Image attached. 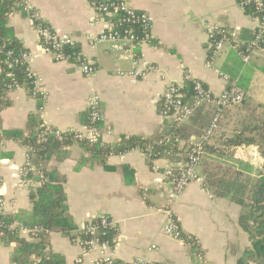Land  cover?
Here are the masks:
<instances>
[{
    "label": "crops",
    "instance_id": "1",
    "mask_svg": "<svg viewBox=\"0 0 264 264\" xmlns=\"http://www.w3.org/2000/svg\"><path fill=\"white\" fill-rule=\"evenodd\" d=\"M124 1L152 17V37L134 49L123 47L117 52L109 43L92 46L88 42L87 38H97L109 30L114 18L106 16L92 26L96 16L88 0H21L9 15L8 28L31 54V71L42 79L40 86L45 92V97L35 98L27 89L12 90L7 94V105L0 109L1 194L5 199L4 216L14 220L15 229L24 226L33 214L31 193L36 183L25 175L30 152L25 140L37 130L31 116L36 118L34 122L63 132L84 134L89 100L99 96L103 144L114 146L130 137L152 140L165 134L168 121L159 112L169 84L184 87L189 75L218 96L227 87L225 77L237 84L242 79L250 87L251 109L230 107L223 112L217 131L207 142L217 149L241 129L252 111L264 110L258 107H264V48L255 49L247 64L234 48L243 45V34L255 33L258 27L241 0ZM33 14L57 36L77 41L94 73L86 76L73 63H57L43 54ZM214 27L227 30L233 42L226 43L220 54L211 58L209 32ZM137 70L143 75L132 76ZM210 118L211 111L201 109L184 124L193 134L190 141L203 135ZM14 132L22 137L6 136ZM184 145L181 142L180 149ZM63 150V154L40 161L39 167L63 179L66 215L73 229L42 239L46 258L55 254L65 264H97L98 254H83L81 231L102 216L116 223L110 253L126 264L140 257L154 264H237L250 247L241 225L243 208L230 196H222L218 183H208L201 165L198 179L179 197L174 196L167 171L183 165L180 153L152 161L146 153L133 150L101 161L78 144ZM204 157L214 160L207 152ZM236 157H243L256 169L263 164L256 146L237 148ZM171 216L183 235L195 240L194 244L165 235ZM19 236L29 243L39 241ZM152 246L156 248L149 251ZM16 248L14 241L0 242V264H17L13 262ZM38 259L33 256L22 264H37Z\"/></svg>",
    "mask_w": 264,
    "mask_h": 264
},
{
    "label": "trees",
    "instance_id": "2",
    "mask_svg": "<svg viewBox=\"0 0 264 264\" xmlns=\"http://www.w3.org/2000/svg\"><path fill=\"white\" fill-rule=\"evenodd\" d=\"M21 0H0V109L7 105V94L17 88L27 89L32 95L33 85L27 77L26 66L16 63V59L20 54L26 52L16 39L13 31L8 28V18L12 13L15 5ZM248 13L252 10L247 8ZM38 24V22H37ZM42 26H47L41 23ZM255 33L248 35L243 34V41L249 42L255 38ZM229 37L230 34H228ZM219 36H216V39ZM213 41V40H212ZM241 47L243 51L248 49V45ZM264 48V45L261 47ZM74 50L66 48L65 53L72 55ZM9 53L13 56L10 57ZM73 62V58L70 59ZM238 86L244 92V100L241 104L232 107L250 108L252 98L249 96V84L241 79ZM183 99L187 104H191L194 98L192 83L187 81L182 89ZM262 107L263 106H258ZM161 108V107H160ZM41 109V107L39 108ZM36 118L30 117V121L37 127L35 133L25 140V145L30 149L28 161L31 168L28 169L26 178H32L36 183L35 190L31 193V202L33 204V214L31 219L24 225L27 227L42 226L48 233L42 232L38 234L37 243H29L20 238L17 228H13L14 220L8 219L0 215V231L6 234L5 242L14 241L17 243L13 262L22 264L30 257L39 258L37 264H65L64 260L55 254H50L49 258L44 256L45 245L42 239L53 232H71L73 226L69 223L67 217L66 198L63 191V179L55 173H48L39 167V162L51 157L52 154H63V149L78 144L85 147L93 156L104 161L111 155H121L133 150H140L148 153L149 149L153 154L150 160H158L165 156V153L171 151L172 154L183 155L180 149V143H189L191 135L188 129L178 126L172 121H168L165 126V134L163 137L143 140L141 138L130 137L122 138L117 145H106L99 141L96 144H90L86 140H78L75 134L66 133L59 140L55 136L43 138L45 126L41 122H34ZM89 120V119H88ZM89 123V122H88ZM9 138H21L22 134L18 132L6 134ZM212 138V137H211ZM210 138V139H211ZM209 139V140H210ZM169 140V144H167ZM208 140V141H209ZM207 141V142H208ZM204 146V155L201 158L200 165L204 170L207 181L216 182L220 186L221 195L228 197L241 206L244 210L241 217V225L250 240V247L238 259L237 264H264V110H257L250 113L248 120H243L241 129L227 139L222 148L214 149ZM256 146L259 155L263 160L262 167L256 169L243 157L235 158V150ZM63 150V151H62ZM211 155L212 160L205 158V153ZM212 166V168L210 167ZM27 168V167H26ZM37 170V171H36ZM211 185V184H210ZM113 233H110L105 239H108L113 246ZM187 243L194 244L193 238L183 236ZM3 241V242H4Z\"/></svg>",
    "mask_w": 264,
    "mask_h": 264
},
{
    "label": "built area",
    "instance_id": "3",
    "mask_svg": "<svg viewBox=\"0 0 264 264\" xmlns=\"http://www.w3.org/2000/svg\"><path fill=\"white\" fill-rule=\"evenodd\" d=\"M88 3L96 16V19L91 24L92 26L102 21L106 16L114 17L112 22L109 23V30L102 32L97 38H87L92 46L100 42H105L110 44L112 51L117 52L123 47L134 49L151 39L153 20L148 13L136 10L124 0H88ZM241 6L251 9L252 15L258 23L255 38L252 41L243 43V45H248L246 51L241 50V47H243L241 44L234 45L235 50L247 64L254 50L257 48L260 49L264 45V0H241ZM33 20L34 28L40 37V50L43 54L52 57L57 63H73L86 76H90L94 73V68L85 62L83 55L79 51V43L77 41L67 37H59L50 27L42 26V22L37 14H33ZM228 34L229 32L227 30L217 27L210 30L211 58H216L226 43L233 42ZM216 36L219 37L216 39ZM66 48L74 50L72 55L65 53ZM9 56L12 57L13 54L9 53ZM71 58H73V62L70 61ZM30 59L31 54L26 51L20 54L14 61L26 66L25 70L27 77L30 80V84L33 85L32 96L35 98L45 97V92L40 86L42 84V79L31 71ZM148 69L150 71L153 70V68L150 67ZM121 75L124 76L125 74L122 73ZM131 75L140 77L143 74L141 71L137 70L131 73ZM186 80L192 83L194 92L192 103L187 104L183 99L182 86L169 84L161 98L160 116L164 120L172 121L178 126H183L197 111L209 109L211 111V119L200 138L190 141L181 148V150H183V155H185L183 165L179 168H171L167 171V176L175 197H179L190 183L198 179L197 170L200 166L201 158L204 155V146L217 131L223 112L232 106L241 104L245 97L244 92L238 84L230 81L228 77H225V81L227 82L225 91L218 96L212 94L202 81L192 79L189 75L186 76ZM88 118L89 123L86 133H69L75 134V138L78 140H86L90 144H96L101 139L100 126L103 121L101 99L99 96H92L89 100ZM44 126L45 131L42 135L45 139L49 136H55L61 140L62 135L68 133L47 125ZM166 143L169 144V140H167ZM151 150L152 149H149L147 153L149 157L153 155ZM171 154V151L165 153V155ZM26 166L25 175L28 169L31 168L29 161H27ZM1 187L2 181L0 179V215H3L5 199L1 194ZM17 230L20 235H27L29 239L32 240H36L38 234L42 232L48 233L42 226H20ZM115 230L116 223L106 216L99 217L83 226L81 231L83 254H98L97 264H126L124 262H119L113 257L110 253L112 245L108 239H105V237L115 232ZM164 232L167 237L175 240H182L184 238L178 223L172 216L166 224ZM5 238V232L0 231V242H3ZM155 248V246H152L149 251ZM80 262L81 260H79V263ZM128 264L154 263L145 257H140Z\"/></svg>",
    "mask_w": 264,
    "mask_h": 264
},
{
    "label": "rangeland",
    "instance_id": "4",
    "mask_svg": "<svg viewBox=\"0 0 264 264\" xmlns=\"http://www.w3.org/2000/svg\"><path fill=\"white\" fill-rule=\"evenodd\" d=\"M211 119V118H210Z\"/></svg>",
    "mask_w": 264,
    "mask_h": 264
}]
</instances>
